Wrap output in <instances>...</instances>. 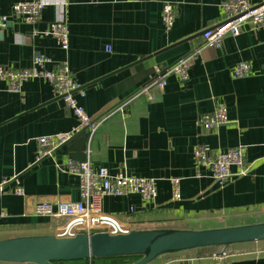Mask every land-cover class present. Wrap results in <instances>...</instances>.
Returning <instances> with one entry per match:
<instances>
[{
	"label": "crops",
	"instance_id": "0c3cea01",
	"mask_svg": "<svg viewBox=\"0 0 264 264\" xmlns=\"http://www.w3.org/2000/svg\"><path fill=\"white\" fill-rule=\"evenodd\" d=\"M20 1L0 0V14H9ZM42 1L46 5L37 26L13 19L0 33V64L28 67L36 52L51 58L48 67L67 61L85 91L78 96L80 104L93 120L104 119L94 132L76 133L53 157L37 161L35 137L67 132L78 119L43 78L26 80L20 92L9 91L0 80V183L8 180L7 192L0 194V239L57 234L80 207L78 177L57 164L89 156L95 167L115 172L125 166L131 174L155 178L154 202L136 194L103 200L104 212L133 230L264 222V27L226 34L216 47L206 44L202 33L222 20V0ZM164 2L177 7L170 30L162 21ZM55 20L69 24L67 51L52 36L33 34ZM187 55L188 79L170 75L166 86L152 88L150 97L137 93L157 66L164 69ZM242 60L250 64L251 74L234 78L231 70ZM123 101H128L125 112L116 109ZM219 104L228 107L230 121L216 130L203 129L199 116ZM197 145L221 151L246 146L248 174L218 185L207 168L197 170ZM173 177L181 178L180 200L172 199ZM17 186L24 196L12 192ZM40 200L56 202L62 216L33 214ZM256 218L260 221H245ZM211 249L166 253L148 264H264V240L234 244L221 259L213 258Z\"/></svg>",
	"mask_w": 264,
	"mask_h": 264
},
{
	"label": "built area",
	"instance_id": "2783aa9c",
	"mask_svg": "<svg viewBox=\"0 0 264 264\" xmlns=\"http://www.w3.org/2000/svg\"><path fill=\"white\" fill-rule=\"evenodd\" d=\"M45 5L42 0L17 2L12 6L9 14H0V33L13 19L23 20L26 24L37 26ZM220 6L223 10L222 20L203 30L202 36L206 44L220 47L226 34L238 36L248 27L250 29L264 27V1L255 3L253 0H222ZM176 17V4L164 2L162 21L166 30H170L174 26ZM33 34L52 36L59 48L64 51L70 48V28L65 20L51 21L45 29H34ZM49 63H52L49 56L42 52H36L32 64L28 67L14 68L0 64V80L5 81L9 91L20 92L26 80L43 78L62 96L78 119V124L67 132L35 137L37 161L53 157L54 152L76 133L84 129L94 132L104 119L101 117L93 120L80 104L78 96L84 97L85 91L76 81L67 61L59 62L52 67H48ZM190 66L191 57L189 55L179 58L164 69L157 66L153 78L137 93L145 92L150 97L152 88L166 86L167 77L170 75H176L180 80L188 79ZM231 74L234 78L247 76L251 74V66L247 61L242 60L233 66ZM127 103L128 101L121 102L116 109L125 112ZM229 121L228 107L225 104H219L214 110L205 112L198 118L199 125L208 131L216 130ZM193 156L197 170L207 168L209 176L220 186H224L235 176L248 174L250 169V165L246 161V146L244 145L234 146L224 151L211 150L203 145H197L193 148ZM89 157L85 160L67 158L64 162L57 164L63 171L78 177L80 194V207L71 214L57 234H64L66 231L70 235H75L79 232L91 234L133 230L130 224L105 213L103 200L108 196L136 194L145 202H154L158 195L155 178L131 174L125 166L115 172H111L105 166L95 167ZM7 182L8 180H4L0 183V194L7 192ZM170 183L172 199L180 200L182 198L181 178H170ZM12 192L25 195L21 186L15 187ZM56 205L57 203L52 200H40L33 204L32 213L40 217H60L62 213L57 210ZM133 210L134 208L131 207V211ZM2 214L6 213L2 212ZM228 250L229 248H222L212 257L215 259L224 258L228 256ZM91 258H88L87 264H93Z\"/></svg>",
	"mask_w": 264,
	"mask_h": 264
},
{
	"label": "water",
	"instance_id": "95a60500",
	"mask_svg": "<svg viewBox=\"0 0 264 264\" xmlns=\"http://www.w3.org/2000/svg\"><path fill=\"white\" fill-rule=\"evenodd\" d=\"M191 38L183 40V42ZM264 240V222L207 228L135 229L128 232H79L70 235H19L0 239V262L61 264L91 257L137 256L148 264L158 256L184 250L221 247Z\"/></svg>",
	"mask_w": 264,
	"mask_h": 264
},
{
	"label": "trees",
	"instance_id": "16d2710c",
	"mask_svg": "<svg viewBox=\"0 0 264 264\" xmlns=\"http://www.w3.org/2000/svg\"><path fill=\"white\" fill-rule=\"evenodd\" d=\"M215 248H221V247H215ZM138 259L137 256H125V257H110V258H96L92 257L91 261L93 264H124V263H132ZM88 259L83 260H70L61 262V264H65L66 262H74V263H80L87 261Z\"/></svg>",
	"mask_w": 264,
	"mask_h": 264
},
{
	"label": "rangeland",
	"instance_id": "374dc122",
	"mask_svg": "<svg viewBox=\"0 0 264 264\" xmlns=\"http://www.w3.org/2000/svg\"><path fill=\"white\" fill-rule=\"evenodd\" d=\"M252 220V221H251ZM245 221H251V222H253V221H260V218H256V219H247V220H245ZM231 223H233V222H231ZM222 225V224H221ZM230 225H232V224H230V223H228V224H225L224 226H230ZM220 227H222V226H220ZM133 229V228H132ZM21 234H23V233H21ZM13 235H18V233H13ZM211 250H214L212 253L214 254L215 252H219V251H221L222 250V248H213V249H211ZM1 264H28V263H14V262H0ZM30 264V263H29ZM31 264H33V263H31ZM65 264H77V263H74V262H66ZM78 264H80V263H78Z\"/></svg>",
	"mask_w": 264,
	"mask_h": 264
}]
</instances>
